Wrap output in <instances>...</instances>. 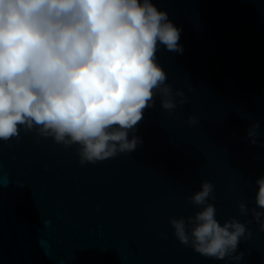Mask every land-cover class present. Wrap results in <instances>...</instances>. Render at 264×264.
<instances>
[{
  "label": "water",
  "instance_id": "obj_1",
  "mask_svg": "<svg viewBox=\"0 0 264 264\" xmlns=\"http://www.w3.org/2000/svg\"><path fill=\"white\" fill-rule=\"evenodd\" d=\"M151 2L181 29L183 51L159 45L156 60L187 102L169 112L157 98L135 151L95 164L34 130L0 141V264H264L251 212L264 177V0ZM205 180L216 219L251 232L239 261L202 256L174 235L170 220L200 210L188 198Z\"/></svg>",
  "mask_w": 264,
  "mask_h": 264
},
{
  "label": "clouds",
  "instance_id": "obj_2",
  "mask_svg": "<svg viewBox=\"0 0 264 264\" xmlns=\"http://www.w3.org/2000/svg\"><path fill=\"white\" fill-rule=\"evenodd\" d=\"M180 32L151 0H0V141L34 130L76 145L82 165L135 151L146 108L157 98L169 112L187 102L156 60L159 45L183 51ZM256 183L260 211L251 212L264 231V177ZM213 191L201 182L188 198L200 210L172 218L174 235L202 256L239 261V241L251 232L235 218L216 219Z\"/></svg>",
  "mask_w": 264,
  "mask_h": 264
}]
</instances>
